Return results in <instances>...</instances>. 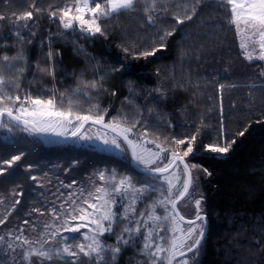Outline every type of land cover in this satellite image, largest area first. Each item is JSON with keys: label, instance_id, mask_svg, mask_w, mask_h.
<instances>
[{"label": "trees", "instance_id": "obj_1", "mask_svg": "<svg viewBox=\"0 0 264 264\" xmlns=\"http://www.w3.org/2000/svg\"><path fill=\"white\" fill-rule=\"evenodd\" d=\"M66 2L70 0H0V16L7 18L0 20V55L23 52L26 63H21L26 71L20 79L21 88L45 97L55 91L59 97L60 93L71 94L81 79L103 77L98 91L89 90L91 101L79 94L82 108L98 102L102 110L108 109L106 121L121 112L131 119L139 110L142 123L161 138L190 136L199 130L196 151L186 159L211 173L194 170L195 195L203 196L209 228L190 264H264V76L260 75L264 62L250 64L242 57L238 37L219 0H203L197 15L184 25H174L170 14L162 15L157 27L147 25L142 12L121 14L104 21L107 35L95 37L63 32L58 20L49 17L50 11ZM33 3L40 13H35ZM25 11L34 12L28 29L12 23L15 15ZM174 26L176 31L167 38L166 48L154 57L132 59L118 47L149 48L158 28L171 30ZM17 32L25 37L23 43L14 35ZM50 48L54 54L51 61L47 55ZM49 64L55 69L54 77L37 67ZM4 71L15 74L14 69ZM221 84L227 87L221 90ZM245 129V135L239 136ZM233 140L227 154L205 149L207 144ZM20 153L24 156L18 166L0 176L2 194L10 196L12 190L22 193L10 229L16 218L31 219L27 213L40 186L30 177L39 176L41 185L43 169L39 168L54 162L61 164L68 182L75 180L81 187L88 185L90 174L99 167L144 179L134 167L130 151L122 155L74 141L47 146L36 135L0 129V160ZM180 209L185 216L195 215L190 202H181ZM140 259L129 248L116 264H136Z\"/></svg>", "mask_w": 264, "mask_h": 264}, {"label": "snow or ice", "instance_id": "obj_2", "mask_svg": "<svg viewBox=\"0 0 264 264\" xmlns=\"http://www.w3.org/2000/svg\"><path fill=\"white\" fill-rule=\"evenodd\" d=\"M202 3L203 0H70L63 7L50 11L49 17L58 20L63 32L78 31L95 37L107 35L104 21L133 12H142L147 25L152 27H157L162 15L169 14L174 25H184L197 15ZM219 3L228 13V24L238 37L242 57L250 64L264 62V0H219ZM32 7L35 13L41 12L35 3ZM4 19L7 18L0 16V20ZM33 20L34 12L25 11L15 15L12 23L28 29L29 22ZM175 31V26L171 30L158 28V35L149 48L138 49L135 45L123 44L118 47L132 59H148L166 48L167 38ZM14 35L21 43L24 42L25 37L20 32ZM47 55L51 61L54 55L51 48ZM0 61L3 62L0 64V129L9 134L19 130L29 135L66 137L70 133L72 137L91 140L93 137L87 135V131L99 126L95 139L120 152L130 151L132 162L144 177L138 181L116 169L100 170L93 174L95 179L90 177V188L60 192L56 197L58 204L53 201V206L44 211L35 207L31 210L39 216L47 212L51 217L34 238L25 234L27 229L24 227L0 234L3 256L11 264H49L57 260L64 261V264H116L121 254L131 248L143 258L136 264H190L200 252L207 226L203 196L201 194L197 198L195 195L197 177L194 170L211 175L208 169L190 164L186 159L196 151L194 145L199 130L190 136L161 138L151 133L146 122L142 123L139 110L131 119L121 112L106 121L108 109L102 110L98 102L82 108L79 98V94H83L91 101L89 90L98 91L103 77L91 81L81 79L71 94L60 93L57 97L52 91L45 97L21 88L20 79L26 71L24 63H21H26L22 51L12 56L0 55ZM37 67L54 77L55 69L51 64L46 68ZM4 69H14L15 74L7 75ZM260 75L264 76V70ZM225 87L219 85L221 90ZM127 102L133 103L131 100ZM137 125H141L142 130L137 131ZM245 131L238 135L244 136ZM234 143L233 140L207 144L205 149L213 154H227ZM23 156L24 153H20L0 160V176L18 166ZM31 167L28 165V170ZM30 179L37 181L38 177L33 175ZM76 184L73 180L63 186L73 188ZM181 202L193 205L194 218H186L181 213ZM3 203V197H0V205ZM19 203V199L15 200L10 209L0 214V226L7 223ZM22 223L36 232L35 224L29 220ZM108 237L113 238L114 243L108 244ZM0 264H4V260L0 259Z\"/></svg>", "mask_w": 264, "mask_h": 264}, {"label": "rangeland", "instance_id": "obj_3", "mask_svg": "<svg viewBox=\"0 0 264 264\" xmlns=\"http://www.w3.org/2000/svg\"><path fill=\"white\" fill-rule=\"evenodd\" d=\"M99 126H93L91 127L88 131H87V135L92 136L93 139L91 140H84V139H76L74 141V143L78 144V145H87V146H92L95 147L97 149L106 151V152H115L118 154H122V155H128L129 151H125V152H120L118 150H116L114 147L110 146V145H104L100 140L95 139V134L97 132ZM88 129V127L86 128ZM46 136H48L50 139H59V138H63L65 136H55V135H51V134H45ZM70 135V133L68 134ZM67 135V136H68ZM111 135V134H110ZM125 149H127V146L124 145ZM55 163V164H54ZM52 166H46L45 168L41 167L39 168V170L41 171V176L43 178V187H41V185L39 184L40 181V177L37 175L38 177V182L36 181V183L40 186L35 198H33L32 203H31V209L29 211V213H27L31 219L29 220L32 224H35L36 227V232H32L31 228L29 225H23V223L20 220V218H16V221L14 223V228L11 229H19L20 227H24L25 229H27L26 231V235H30L33 238L37 235L38 232L43 230V224L45 222H49L51 220V217L47 214V212H45L44 216H39L37 213H32V209L35 208H40L42 211L46 210L47 208H50L53 206L52 202L56 201V203L58 204L59 201L56 199L57 196H59L60 192L63 193H68V192H75L77 191V188H84V189H88L91 187V181H87L88 185L86 187H81L80 184H76L73 186V188H66L63 185H67L70 184L71 182H68L62 175L61 173V164L59 162H54ZM100 170H111L110 168H105V167H99L94 169V171L90 174V176L95 179V177L93 176L94 173L100 171ZM64 171V170H63ZM65 173V171H64ZM39 174V175H40ZM45 174H47V176H45ZM137 180V179H136ZM63 181V184H61L60 182ZM77 182V181H76ZM98 182V181H97ZM59 190V191H58ZM14 193H18L16 191L11 192L10 196H5L4 194H2V192H0V197H3L4 199V203L3 205H0V214H2L6 209H10L11 205L13 204V202L17 199L20 200V203L18 205H16V210L12 213L13 215H15L16 211L19 209V206L21 205V200H22V196L19 195H14ZM14 216H9V221L10 223H6L5 226L3 228H1L0 226V234H4L7 230L10 229L9 225H12V221L14 222V220H11V218L13 219ZM8 224V225H7ZM106 242L108 244H112L114 243V239L111 237L106 238ZM0 259L4 260V264H11V262L3 256V253L0 252ZM56 262H58L59 264H64V261L62 260H57Z\"/></svg>", "mask_w": 264, "mask_h": 264}, {"label": "water", "instance_id": "obj_4", "mask_svg": "<svg viewBox=\"0 0 264 264\" xmlns=\"http://www.w3.org/2000/svg\"><path fill=\"white\" fill-rule=\"evenodd\" d=\"M88 125L85 126V128H87ZM45 145L47 146H57V145H60V144H67V143H70V142H73L75 141L76 139H78V137H72L71 134L66 136V137H63V138H59V139H50L48 136H46L45 134H35ZM134 167L140 171V169L133 163ZM141 172V171H140ZM179 209H180V205H179ZM181 211V209H180ZM182 213V211H181ZM183 214V213H182ZM184 215V214H183ZM186 218H194V217H188V216H185ZM207 217V215H206ZM207 226H206V235H207V232H208V228H209V220H208V217H207V222H206ZM206 237V236H205ZM191 255V254H189Z\"/></svg>", "mask_w": 264, "mask_h": 264}]
</instances>
